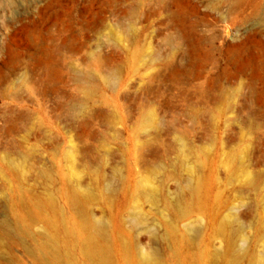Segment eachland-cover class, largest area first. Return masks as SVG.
I'll list each match as a JSON object with an SVG mask.
<instances>
[{
    "label": "rangeland",
    "instance_id": "obj_1",
    "mask_svg": "<svg viewBox=\"0 0 264 264\" xmlns=\"http://www.w3.org/2000/svg\"><path fill=\"white\" fill-rule=\"evenodd\" d=\"M101 255L264 264V0H0V264Z\"/></svg>",
    "mask_w": 264,
    "mask_h": 264
},
{
    "label": "bare ground",
    "instance_id": "obj_2",
    "mask_svg": "<svg viewBox=\"0 0 264 264\" xmlns=\"http://www.w3.org/2000/svg\"><path fill=\"white\" fill-rule=\"evenodd\" d=\"M101 228V227H100ZM99 230V229H98ZM52 242V241H51ZM48 244V243H47ZM53 244H54V242H53ZM41 245V244H40ZM46 245V244H45ZM52 244L50 243V245L49 246H51ZM56 246V245H55ZM51 247H54V246H51ZM45 250H46V248H44ZM53 249V248H52ZM49 251V250H48ZM53 251H54V249H53ZM102 252V251H101ZM47 253H49V252H47ZM51 254H54V253H51ZM102 255L104 254V253H101ZM100 256L101 257V264H110L109 263V261H107L106 259H103V256ZM48 256H50V255H48ZM56 256V255H55ZM48 260V259H47ZM54 260V259H53ZM50 261V260H49ZM55 263V262H54Z\"/></svg>",
    "mask_w": 264,
    "mask_h": 264
}]
</instances>
